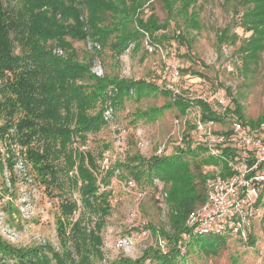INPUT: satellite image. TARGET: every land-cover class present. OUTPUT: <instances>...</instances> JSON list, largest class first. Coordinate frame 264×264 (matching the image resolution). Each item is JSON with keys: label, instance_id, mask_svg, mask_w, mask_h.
<instances>
[{"label": "trees", "instance_id": "1", "mask_svg": "<svg viewBox=\"0 0 264 264\" xmlns=\"http://www.w3.org/2000/svg\"><path fill=\"white\" fill-rule=\"evenodd\" d=\"M161 1L167 10L163 22H159L153 12L145 15V0H18L17 5L0 0V118L8 119L0 125V136L12 130L7 134L10 144L19 145V154L37 171L46 187L65 185L59 176L63 168L57 163L62 157L66 173L71 172L67 185L78 190L83 211L95 216L92 225L85 221L84 212L73 219L77 201L63 198L59 204L61 218L57 228L62 251H55L46 244L15 247L0 237V264H86L89 251L99 253V232L110 209L111 192L107 186L114 170L121 166L136 181L142 177L147 180L157 177L167 185L170 231L149 227L153 233L168 239L169 251L162 254L147 246L136 259L121 257L110 264H144L145 259L154 264H184L190 251L209 256L221 250L224 238L218 235L190 240L184 255L176 246L178 238L187 231V215L205 196L206 174H195L184 154L194 157L198 152H205L203 146H192L184 140L185 147H177L174 154L145 158L134 153L124 163L115 161L98 178L94 156L72 145L74 142L83 144L88 133L98 132L105 125L103 113L108 105L122 107L130 92L157 89L141 79L94 74L90 61L84 56L78 57L72 41L90 43L87 48L93 52L107 47L113 57H118L130 43L137 45L144 32L154 42H161L165 36L158 32L175 16H182L187 30L200 28L198 14L193 8L198 0ZM224 3L231 5V23L250 32L236 49L240 72L245 75L253 71L252 65L257 64L264 51V0H224ZM231 23L218 29L217 47L234 44L239 38L236 32L230 31ZM14 41L19 45L17 53ZM226 92L231 93L230 86H226ZM165 93L169 92L165 90ZM231 101L233 107L226 111L246 123L255 125L264 118L261 115L255 121L244 120L239 101L234 96ZM196 102L203 118L221 122V115L206 103ZM171 105L183 112L187 103L176 98L144 114L151 117L152 111ZM10 144H6L10 152L6 158L9 169L15 164L16 156ZM204 159L211 163L209 158ZM227 174H230L228 170L222 171V175ZM100 186L103 187L101 191ZM194 247L197 250H193ZM68 248L81 257L74 258L73 251Z\"/></svg>", "mask_w": 264, "mask_h": 264}, {"label": "rangeland", "instance_id": "2", "mask_svg": "<svg viewBox=\"0 0 264 264\" xmlns=\"http://www.w3.org/2000/svg\"><path fill=\"white\" fill-rule=\"evenodd\" d=\"M3 1L9 5L18 4V0ZM193 8L198 14L200 28L187 30L180 15L170 19L169 25L158 32L165 36L161 42L158 41L163 47L162 53L159 51L148 53L144 47V38L140 37L137 45L130 43L118 57H113L107 47L93 52L87 48V42L72 41L78 57L84 56L90 61L91 72L94 74L116 75L132 80L141 79L157 88L145 89L146 91L141 93L130 92L122 107L112 106L110 120L105 121V125L98 132L87 134V139L83 143L86 146L84 150L94 156L99 170L98 178L107 170L102 169L105 161L109 162L108 167L111 168L115 161L124 163L134 153L145 158L155 155L158 145L173 128V120L178 113L174 105L152 111L154 115L151 117L144 114V112L151 113L152 109L166 102H171V96L165 93V87L169 80L168 69L172 65L179 66L182 75L181 85L187 98H194L201 91L213 96L217 88L226 91V86H230L231 93H227V96H234L239 101L244 120L255 121L258 116L264 115V51L257 64H251L253 71L242 74L236 49L250 32H244L241 27L231 23L233 17L231 5L224 3V0H198ZM149 12H153L159 22H163L167 17V10L161 0H145L144 13L146 15ZM228 23H231L230 31L236 32L239 38L234 44L219 48L216 45V33ZM177 34L179 35L176 36ZM14 51L15 53L19 51L16 41H14ZM229 117L223 115V119L217 122L216 127H228ZM5 121L8 119L1 117L0 125ZM121 127L126 129L123 140L125 147L122 150L118 148L120 145L117 146L116 139ZM11 132L12 130L9 129L3 137L0 136V237L15 247L26 248L46 244L60 252L63 246L57 228L61 218L59 204L62 199L71 198L77 201L78 208L72 215L73 219L80 212H84L87 216L85 221H89V225H92L95 216L83 211L78 190L67 185L71 172L66 173V165L62 157L57 163L63 168L59 171V176L65 185L53 184L46 187L37 171L25 162L22 154H19V145L10 144L7 134ZM140 141L143 143L141 147L138 146ZM6 144H10V149L16 155L15 164L11 169L6 164V158L10 153L6 149ZM72 145L82 146L77 142ZM185 145L186 142L179 143L177 140H172L166 146L164 153L174 154L177 147L184 148ZM184 158L189 160L195 174L201 172L206 174V177L210 175L212 166L219 164L216 158L207 156L205 152H198L194 157L184 154ZM204 158H209L211 163L205 162ZM128 177L131 175L124 166L116 168L110 177L107 186L111 192L108 198L110 209L109 214L104 217L99 232L101 236L99 253L89 251L86 264H110L121 257L136 259L155 241L156 233H153L149 225L155 229L170 231L168 224L170 207L166 195H163L167 185L157 177L151 180L142 177L137 183L147 188L145 193L138 196L123 184ZM154 178L159 180L160 187L155 184ZM196 179L198 180L197 176ZM99 189L101 191L103 187L100 186ZM262 194L263 202L260 204L259 219H256L259 221L256 222L248 242L244 243L237 237L224 234L222 236L224 244L216 255L208 256L200 251H190L184 259V264L186 262L187 264H264V187ZM142 229L147 230L149 236L137 238L136 232ZM157 235L162 236L160 233ZM204 236L206 235H193L191 240ZM120 238H126V242L122 246H117V240ZM69 245L70 242L67 243V246ZM193 250H197V247ZM71 251L74 258L81 257L76 255L74 250ZM48 254L50 256V253ZM144 264L154 263L145 259Z\"/></svg>", "mask_w": 264, "mask_h": 264}, {"label": "built area", "instance_id": "3", "mask_svg": "<svg viewBox=\"0 0 264 264\" xmlns=\"http://www.w3.org/2000/svg\"><path fill=\"white\" fill-rule=\"evenodd\" d=\"M142 38L148 53L164 51L161 43L151 40L147 32H144ZM95 46L98 48L97 44ZM168 74L169 80L165 89L169 92L171 101L181 98L187 105L183 112L178 111L173 120V128L158 145L155 155L164 154L166 146L172 140H177L179 143L187 140L192 146H203L205 153L219 162L218 165L212 166L210 175L206 177L204 199L187 215L185 220L187 231L178 238L176 246L181 255L186 254L187 243L193 235L227 234L246 243L250 240L253 224L260 214V204L263 202L264 118L257 125L252 126L228 113L226 110L233 107L231 96H227V92L219 88L213 96L201 91L196 97L187 98L182 89V75L178 64L172 65L168 69ZM196 101L206 103L221 116L229 114V126L216 127L217 122L214 119L203 118ZM111 111L112 106L108 105L103 113L105 121L110 120ZM125 133L126 129L121 127L116 135L120 150L125 147L123 142ZM142 145L140 141L138 146ZM78 148L85 151L86 146L82 144V146L78 145ZM108 166L109 162L105 161L102 169H107ZM223 170H228L230 174L222 175ZM154 181L160 187L159 180L154 178ZM123 184L138 196L145 193L147 188L139 185L131 177L126 178ZM163 195H166V191ZM147 236L149 234L145 229L136 232L137 238ZM155 236L151 246L159 249L162 254L168 253V239L157 234ZM125 242L126 238H120L116 244L122 246Z\"/></svg>", "mask_w": 264, "mask_h": 264}, {"label": "crops", "instance_id": "4", "mask_svg": "<svg viewBox=\"0 0 264 264\" xmlns=\"http://www.w3.org/2000/svg\"><path fill=\"white\" fill-rule=\"evenodd\" d=\"M259 219V218H258ZM259 220H256L255 222H254V224H253V230H254V228H255V224H256V222H258ZM252 234V233H251ZM250 238H251V235H250Z\"/></svg>", "mask_w": 264, "mask_h": 264}]
</instances>
